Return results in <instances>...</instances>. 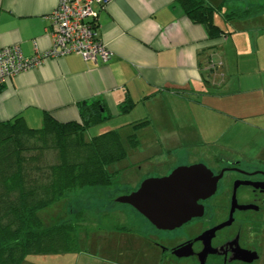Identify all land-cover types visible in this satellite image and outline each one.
<instances>
[{
  "label": "crops",
  "instance_id": "crops-1",
  "mask_svg": "<svg viewBox=\"0 0 264 264\" xmlns=\"http://www.w3.org/2000/svg\"><path fill=\"white\" fill-rule=\"evenodd\" d=\"M58 1L0 0V48L20 44L26 56L50 49L47 16ZM95 8L111 59L71 53L18 74L0 89V120L22 116L40 128L49 113L60 122L80 121V104L103 101L107 121L136 130L140 140L131 150L150 162L196 151L264 164V12L222 16L216 23L223 31L213 34L187 16L180 0H110ZM127 98L132 108L122 112ZM141 121L147 122L134 128ZM258 233L264 250V217ZM131 235L89 241L79 252L30 256L23 264H162L144 254L140 231Z\"/></svg>",
  "mask_w": 264,
  "mask_h": 264
},
{
  "label": "trees",
  "instance_id": "trees-1",
  "mask_svg": "<svg viewBox=\"0 0 264 264\" xmlns=\"http://www.w3.org/2000/svg\"><path fill=\"white\" fill-rule=\"evenodd\" d=\"M180 2L193 22L205 24L213 34L223 31L215 20L218 7L206 0ZM262 12L261 4L234 10L227 18ZM121 108L122 112L129 111L131 100L127 98ZM80 109V121L60 122L46 113L40 128L28 126L22 116L0 120V264H23L30 256L73 252L68 241L70 233L75 232L76 221L46 227L39 212L76 190L114 188L118 171L111 166L126 159L129 153L121 129H111L87 140L88 128L111 116L103 101L84 102ZM146 122H138L134 128ZM127 139L130 147L138 143L135 133ZM39 142L44 145L39 146ZM49 149L56 152L53 162L46 161L44 151Z\"/></svg>",
  "mask_w": 264,
  "mask_h": 264
},
{
  "label": "rangeland",
  "instance_id": "rangeland-1",
  "mask_svg": "<svg viewBox=\"0 0 264 264\" xmlns=\"http://www.w3.org/2000/svg\"><path fill=\"white\" fill-rule=\"evenodd\" d=\"M206 2L212 6L218 7L219 12H217V15L219 16L217 17L220 19L223 16L225 18L224 20H227V16L234 10H245L249 7L253 8L261 4L264 5V0H206ZM216 21H221V19ZM224 22H220L222 27H229ZM119 121L106 120L91 125L85 133V139L88 140L91 136L98 135L110 129H115V127L118 126L116 123H120ZM134 133H136V130L133 131L131 128H123L121 131L122 138L129 153L126 159L111 166V169L118 171L113 189L86 187L76 190L70 193L66 199L39 212L43 225L46 227L61 224L63 222H66V225H70L73 224V221H76L75 232L70 233L71 238L68 241L69 245L74 249L73 252L86 250L88 242L93 240L105 238L121 242L133 238L131 234L137 235L139 231L144 233V235L148 232H155L151 224H149L147 219L140 214L137 209L130 204L117 201L118 197L135 191L144 180L167 176L179 166L203 163L209 168H215L225 165V162L229 160L237 161L236 156L232 154H217L218 156L215 158L216 155L208 156L204 154V152L196 153L195 151L194 153H181L178 154V156L174 154L175 158L169 159L163 164H157V158H150V162L144 159L145 153L139 151L133 152L131 150L127 137ZM136 138L138 141L140 140L139 135H137ZM51 142L52 140H50L49 144H51ZM37 144L39 146L44 145L42 142ZM44 153L46 161H54L56 154L54 150H45ZM240 165L264 170V164H257L255 162H241ZM224 199L225 197L221 195L216 197L214 201L216 204L221 205ZM186 228L189 230L196 229L192 226ZM184 229L179 231H184ZM143 238L142 236L140 240L147 241L149 244H146L144 254L154 262H157L154 256L155 250L150 247V240ZM260 260L262 262L264 261L263 249H260L259 259L255 264H257V262L259 263ZM162 264L174 263L163 261Z\"/></svg>",
  "mask_w": 264,
  "mask_h": 264
},
{
  "label": "flooded vegetation",
  "instance_id": "flooded-vegetation-1",
  "mask_svg": "<svg viewBox=\"0 0 264 264\" xmlns=\"http://www.w3.org/2000/svg\"><path fill=\"white\" fill-rule=\"evenodd\" d=\"M240 163L229 160L225 165L210 168L215 176L222 177L216 192L198 201L203 206L202 216L169 230L157 228L143 215L155 230L142 236L150 240L156 258L174 264L256 263L248 260L253 257L252 252L260 253L262 243L258 229L264 217V170ZM221 195L225 199L218 205L214 200ZM230 220V224L216 230ZM190 226L197 230L186 228Z\"/></svg>",
  "mask_w": 264,
  "mask_h": 264
},
{
  "label": "built area",
  "instance_id": "built-area-1",
  "mask_svg": "<svg viewBox=\"0 0 264 264\" xmlns=\"http://www.w3.org/2000/svg\"><path fill=\"white\" fill-rule=\"evenodd\" d=\"M110 0H59L47 16L48 33L52 38L50 49L26 56L20 44L0 48V86L29 69L41 66L49 58L64 57L71 53L85 60L107 62L113 52L99 37L96 4L106 5Z\"/></svg>",
  "mask_w": 264,
  "mask_h": 264
},
{
  "label": "water",
  "instance_id": "water-1",
  "mask_svg": "<svg viewBox=\"0 0 264 264\" xmlns=\"http://www.w3.org/2000/svg\"><path fill=\"white\" fill-rule=\"evenodd\" d=\"M221 177L222 174L215 176L203 163L179 166L167 176L144 180L137 190L118 197L117 201L133 206L157 228L172 230L203 215V206L198 201L216 192ZM230 223L231 220L216 230ZM251 254L250 263L259 258L258 252Z\"/></svg>",
  "mask_w": 264,
  "mask_h": 264
}]
</instances>
